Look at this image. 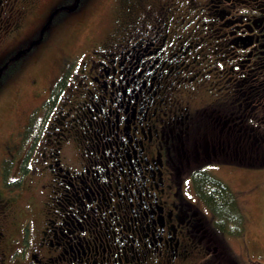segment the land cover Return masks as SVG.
Instances as JSON below:
<instances>
[{
	"label": "flooded vegetation",
	"instance_id": "obj_1",
	"mask_svg": "<svg viewBox=\"0 0 264 264\" xmlns=\"http://www.w3.org/2000/svg\"><path fill=\"white\" fill-rule=\"evenodd\" d=\"M110 1L103 40L64 62L19 137L32 233L0 171V264H183L206 234L191 158L214 167L225 131L233 157L264 142V0ZM95 3L0 0V83Z\"/></svg>",
	"mask_w": 264,
	"mask_h": 264
},
{
	"label": "rangeland",
	"instance_id": "obj_2",
	"mask_svg": "<svg viewBox=\"0 0 264 264\" xmlns=\"http://www.w3.org/2000/svg\"><path fill=\"white\" fill-rule=\"evenodd\" d=\"M110 2V0H97V3L90 7L91 11L84 12L77 18L65 16L63 19L66 22L51 28L47 40L36 51L19 61L11 71L12 74L10 73V76L0 83V171L3 167L5 170H10L11 178L16 179L21 184L18 189H16L18 186L13 187V184L8 187L11 194L15 192V195L12 196L17 200L19 209L23 213L32 214V225L27 226L29 230L31 229V233L34 226L39 227L37 218L41 212L39 204L29 207L28 201L33 195L30 193L31 189L34 188V183H30L29 173H24L25 170L21 171L20 169L19 160L24 156V152L17 150L20 144L19 137L27 122L28 114L32 111L35 113L39 111L43 89L58 78L64 62L73 57L79 63L82 62L81 57L84 56L85 58L86 53L103 40V17L110 7ZM69 19L70 21H68ZM31 24L33 25V22ZM26 30L23 29L22 34ZM22 34L15 36L14 44L17 45L20 40L29 43L35 35L38 36V32L28 35ZM204 100L205 96L198 94L197 97L193 98V103L194 105L201 104ZM260 135L264 137L263 133ZM225 137L222 135L219 139L224 140ZM257 145L258 148L255 146L251 152L247 150L244 155H237L238 157H233L232 150L226 147L221 158L223 160H219L220 155L216 160H213L214 167H206L207 160L204 158L201 161L192 162L189 167L186 166V171L205 166L206 172L224 181L236 193L245 218L246 228L243 237L224 239L213 228V218L210 212L194 195L193 188L189 185L186 189L188 196L190 195L192 201L197 205V210L202 216L200 218L203 226L205 225L206 234L202 245L198 249L192 247L188 261L182 262L183 264H210L211 258H215L216 255L210 251H217L214 250L215 243H225L226 250L241 264H264V142ZM209 147L212 148L211 143H209ZM2 183L0 172V191L5 190L4 187L2 188ZM28 184H30L31 189ZM22 232L25 235L28 233L24 231V228ZM37 232L35 230L34 238L37 237ZM214 239L215 241H213ZM25 246L21 244V247L18 248V254H24ZM222 252L224 250L221 249L219 253ZM223 255L221 254L222 257ZM221 256L218 255L222 261Z\"/></svg>",
	"mask_w": 264,
	"mask_h": 264
},
{
	"label": "trees",
	"instance_id": "obj_3",
	"mask_svg": "<svg viewBox=\"0 0 264 264\" xmlns=\"http://www.w3.org/2000/svg\"><path fill=\"white\" fill-rule=\"evenodd\" d=\"M199 131L200 130H198L196 134L202 136L199 134ZM223 135L226 136L223 140V146L226 148L229 143L226 131ZM258 135L261 136L257 132L256 136L258 137ZM197 137L198 139L195 144H199L200 146V143L198 142L199 136ZM204 138L205 136L203 135V139ZM200 139V141H202V138ZM213 146H216V144H213ZM241 147L245 146L241 145ZM256 147L258 148V145H256ZM219 160L223 159L220 157ZM196 161H201V159L191 158L190 165L192 162ZM190 173L195 195L210 212L213 218L212 226L215 231L218 232V234H220L224 239L243 237L246 228L245 218L238 203L236 193L233 192L224 181L206 172L204 166L191 169ZM208 239L210 240V238ZM213 241H215V239ZM221 249L224 250V252L219 253ZM226 249L225 243H215L214 250L217 251H210L212 254L216 253L215 258H211L210 264H223V262L224 264H241L233 258L231 253H229ZM219 254L220 256L221 254H224L223 257L221 256L222 261L218 257Z\"/></svg>",
	"mask_w": 264,
	"mask_h": 264
}]
</instances>
